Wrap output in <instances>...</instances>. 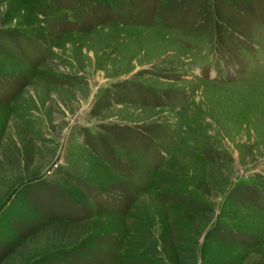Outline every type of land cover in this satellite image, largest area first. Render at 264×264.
Instances as JSON below:
<instances>
[{
    "label": "rangeland",
    "instance_id": "1",
    "mask_svg": "<svg viewBox=\"0 0 264 264\" xmlns=\"http://www.w3.org/2000/svg\"><path fill=\"white\" fill-rule=\"evenodd\" d=\"M0 264H264V0H0Z\"/></svg>",
    "mask_w": 264,
    "mask_h": 264
}]
</instances>
